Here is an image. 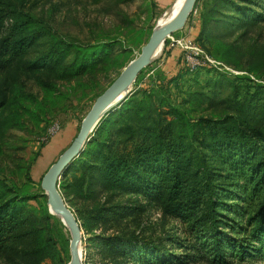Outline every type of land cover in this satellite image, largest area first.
Wrapping results in <instances>:
<instances>
[{"label":"rangeland","instance_id":"obj_1","mask_svg":"<svg viewBox=\"0 0 264 264\" xmlns=\"http://www.w3.org/2000/svg\"><path fill=\"white\" fill-rule=\"evenodd\" d=\"M174 1L0 0V17L10 4L49 31L10 66L0 62V181L18 197L13 211L27 218L19 238L0 253V264H70L72 233L51 212L43 178L73 143L97 98L139 56ZM206 1L199 0L185 26L167 37L163 53L140 72L127 98L101 119L90 139L102 123L105 126L122 115L127 119L126 103L144 100L154 91L151 102L159 104L160 111H153V116L170 111L165 118L179 121L180 130L190 128L198 140L209 138V127L200 119L214 125L223 120L231 123L234 116V123L244 121L263 131L264 108L260 111L257 106L264 104V12L262 19L255 13L247 18L235 8L230 13L234 20L222 17L221 24L209 22L208 40L201 42L184 28L201 20ZM4 18L7 27L11 21ZM221 32L230 35L224 41L213 40ZM58 41L82 49L99 46L103 54L109 49L115 52L80 72L72 70V48L64 61H54L51 67L34 64ZM110 43L117 46L110 48ZM177 51L182 53L179 64L190 73L174 81L179 72L171 58L181 55ZM171 108L186 112L187 117ZM85 149L86 145L82 152ZM78 157L77 167L67 170L56 186L81 226V264H138L115 248L108 250L106 244L117 238L133 239L135 249L146 246L149 253H155L151 249L155 245L173 254L194 252L176 246L186 235L183 224L165 212L164 201L142 191H110L90 184L92 173L80 166ZM188 264L214 263L205 258Z\"/></svg>","mask_w":264,"mask_h":264},{"label":"trees","instance_id":"obj_2","mask_svg":"<svg viewBox=\"0 0 264 264\" xmlns=\"http://www.w3.org/2000/svg\"><path fill=\"white\" fill-rule=\"evenodd\" d=\"M253 7L260 11H253ZM235 8L247 18L255 13L262 19L264 0L206 1L201 13L200 41L208 40L209 22L221 24L222 17L234 20L230 13ZM4 10L5 15L0 17V62L7 67L49 31L40 26L37 18L10 4ZM4 17L11 21L7 27ZM229 35L216 33L213 40L222 37L224 41ZM116 46L110 43V48ZM71 48L72 70L77 72L107 61L115 52L109 49L103 54L99 46L82 49L58 41L34 64L51 67L54 61H64ZM183 68L174 81L190 73ZM154 95L156 91L146 93L144 100L126 103L127 119L122 115L105 126L102 123L76 160L81 161L85 171H91L92 185L110 191H142L164 201L165 212L183 224L186 235L176 246L194 252L173 254L155 245L151 246L155 253H149L146 246L135 249V240L120 238L114 239L115 243L109 240L108 250L115 248L138 264H188L205 258L214 264L264 262V127L257 132L244 121L234 123V116L230 117L231 123L223 120L214 125L200 119L209 127V138L198 140L190 128L180 130L179 121L165 118L170 111L153 116V111H160L159 104L151 102ZM174 108L171 110L177 112L178 108ZM257 108L263 110L264 104ZM178 111L187 117L186 112ZM74 167L75 160L62 176ZM15 194L0 181V253L7 252L10 243L19 238L27 220L12 209L18 202Z\"/></svg>","mask_w":264,"mask_h":264},{"label":"water","instance_id":"obj_3","mask_svg":"<svg viewBox=\"0 0 264 264\" xmlns=\"http://www.w3.org/2000/svg\"><path fill=\"white\" fill-rule=\"evenodd\" d=\"M196 3L197 0H186L179 14L169 25L158 31H154L148 42L143 46L139 56L136 57L124 69L116 81L97 98L91 110L83 120L79 133L73 143L58 161L51 166L43 178L42 186L47 192L50 209L61 215L64 223H66L72 233L70 245L72 259L70 264H81V251L79 247L82 235L81 226L78 219L60 194L56 184L64 170L82 152L84 146L90 139V135L98 124V121L94 124L96 119L101 115L104 117L114 107H117L127 98L128 94L131 92L132 85L138 78L140 72L152 61L150 58L156 46L161 42L165 45L168 36L185 26ZM124 91L127 93L123 97H120Z\"/></svg>","mask_w":264,"mask_h":264},{"label":"bare ground","instance_id":"obj_4","mask_svg":"<svg viewBox=\"0 0 264 264\" xmlns=\"http://www.w3.org/2000/svg\"><path fill=\"white\" fill-rule=\"evenodd\" d=\"M185 1L186 0H175L173 2V4L171 5V7L160 17V19L158 21L157 28L155 30L158 31V30L162 29L163 27L169 25L176 18V16L179 14V12L181 11L182 7L184 6ZM163 50H164V44H163V42H161L154 49L150 59L151 60L157 59L163 53ZM126 93H127L126 91L122 92L120 97H123ZM101 117H102V115L99 116V118L96 119L94 124L97 121L99 123L101 121V119L103 118V117L102 118ZM94 124H93V126H94ZM51 212L56 214V215H58L61 218V220L63 221L61 215L58 212H56V211H54L52 209H51Z\"/></svg>","mask_w":264,"mask_h":264},{"label":"crops","instance_id":"obj_5","mask_svg":"<svg viewBox=\"0 0 264 264\" xmlns=\"http://www.w3.org/2000/svg\"><path fill=\"white\" fill-rule=\"evenodd\" d=\"M194 22H195V21H194ZM193 25H194V26H193V27H190V28L185 27V28H184V32L186 31V32L189 33L193 38H197V37L199 36L201 30H202V22H201V20H199V21L193 23ZM175 53H177V54H181V55H177V56H175V55L173 54V56H172V58H171V59H173V61H174L175 63H177L178 72H179L180 69H181L182 66H183V65H180V64H179L180 58H181V56H182V53H180V51H177V52H175ZM171 59H168V61L171 60ZM177 74H178V73H177Z\"/></svg>","mask_w":264,"mask_h":264}]
</instances>
